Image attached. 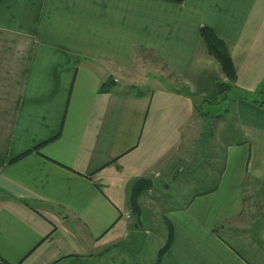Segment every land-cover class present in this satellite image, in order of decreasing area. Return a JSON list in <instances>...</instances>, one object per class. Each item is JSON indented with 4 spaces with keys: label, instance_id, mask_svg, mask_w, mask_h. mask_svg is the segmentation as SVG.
<instances>
[{
    "label": "crops",
    "instance_id": "obj_1",
    "mask_svg": "<svg viewBox=\"0 0 264 264\" xmlns=\"http://www.w3.org/2000/svg\"><path fill=\"white\" fill-rule=\"evenodd\" d=\"M201 26L228 44L235 84L257 95L264 82V0H2L3 261L51 264L82 255L88 264L97 258L114 264L117 243L135 229L128 202L133 181L174 180L178 164L200 151L208 117L185 91L215 108L203 111L221 114L215 82L225 75ZM141 52L164 67L157 85L132 76ZM109 79L115 86L98 92ZM133 84L142 92L129 91ZM234 105L223 115L231 122L225 136L237 132L242 142L226 140L217 187L191 198L192 190L186 205L161 199L160 216L174 236L159 264H264L258 221L237 225L248 182H260L264 194V109L241 98ZM150 190L138 197L144 213ZM143 224L142 248L154 229L146 217ZM158 231L164 233L162 219ZM117 264L128 262L119 257Z\"/></svg>",
    "mask_w": 264,
    "mask_h": 264
},
{
    "label": "rangeland",
    "instance_id": "obj_2",
    "mask_svg": "<svg viewBox=\"0 0 264 264\" xmlns=\"http://www.w3.org/2000/svg\"><path fill=\"white\" fill-rule=\"evenodd\" d=\"M139 55L140 56H137L136 71L132 74L133 78L149 77L151 81H154L152 84H150V86L157 85L160 80V72L162 69L164 70L162 63L157 58H155V55L149 52H141ZM132 79L128 80L131 81ZM131 86L141 89V85L139 86L133 84ZM255 98H258L259 101L263 100L264 102V93L263 97L256 96ZM232 99L233 96L229 94L227 100L221 103V107H217L219 110L218 112L222 113L224 108L227 107L226 104H228L231 108L230 112L235 111L236 105H234V103L231 105L233 102H231ZM208 107L212 111L215 110V108H211V105H208ZM262 108L264 109V103ZM213 118L215 119V117H211L210 120V124L213 129V136L207 140L206 144H201L202 142H200V151L197 156L192 158V162L191 160L190 162L185 160L184 163L182 162L178 164L177 171L175 172V174L177 173V179L174 177L175 179L171 180V177L168 175L167 178L160 181L155 180L152 189L145 194L146 196L142 200L143 208L146 212L145 217L147 222L154 228L147 239L145 246L138 253L131 252V250L129 251L126 247H115L117 252L120 254H115L116 256H114L113 259L114 264H117L119 257L120 259L123 257L124 261L128 262V264H151L155 257L156 250L164 242V233L158 231V223L161 219L159 216L162 212L161 203H172L175 206H177V204H183L188 199L189 192L192 190L194 191L196 188L199 189L201 185L208 186L212 182L211 179L205 181L204 179H207L206 177H213L217 175L223 160L222 158L225 142L226 140H229V137L225 136L227 133V135H229V130L225 133L227 122H225L223 117L216 118L215 120ZM203 132L205 133V128L203 129ZM187 163H190V165H187ZM186 166H189V169H185ZM189 174L190 176H188ZM167 183L169 184V187H167ZM260 185L261 184L258 181H251L245 186V203L243 204L244 214L241 217V220L238 221L237 225H240L241 223L246 224V222L250 224L256 220L260 224L259 234H263L264 194L261 192ZM162 192L165 194V196H161ZM161 199L164 201L161 202ZM102 261L103 258H97L93 264H102Z\"/></svg>",
    "mask_w": 264,
    "mask_h": 264
},
{
    "label": "trees",
    "instance_id": "obj_3",
    "mask_svg": "<svg viewBox=\"0 0 264 264\" xmlns=\"http://www.w3.org/2000/svg\"><path fill=\"white\" fill-rule=\"evenodd\" d=\"M172 1H182V0H172ZM2 2V0H0V3ZM199 33L201 38L203 39L207 50L209 52V54L211 56H213L220 64L221 69L225 75V80H217L215 82V89H216V93L218 95L219 98V103H223L225 100H227L229 94H231V96H233V99L231 100V105L234 103V101H236L237 99L241 98L243 100H247V101H251L252 103L257 104L258 106H261L263 104V100H258V98H255L257 95L262 94L263 97V86H264V82L260 85L259 89L257 90V95H254V93L248 92L240 87H238L235 83H236V70L231 58V53L229 50V46L226 42H224L210 27L208 26H201L199 29ZM113 86H115V82L112 79H109L107 81H104L98 88V92H107L109 91ZM128 90L135 93V94H139L142 92L141 89L135 87V86H129ZM186 90V89H185ZM185 93L187 95H189L192 98V102H193V108L202 116V117H208L209 122H207L206 124V128H205V133L203 132V134H201L200 136V142H202L201 144H206L207 140H209L212 136H213V129L211 127L210 124V120L211 117H215V118H222L224 115V112H229L231 111L230 107L228 104H226V108H224L223 112L221 114H214L212 115V113H210V111H203L205 105H210V101H208L207 99L204 98H196L194 96H192L188 90L185 91ZM252 97V98H251ZM230 124L231 122H227L226 123V131H228V128L230 129ZM228 127V128H227ZM237 132H234L232 135V139L231 137H229V140L232 142L236 141V143H241V139H237ZM227 135V134H226ZM40 145H37L34 147L35 150H37L39 148ZM202 146V145H201ZM32 150V149H31ZM31 150H27L24 153L18 155L17 157L10 159L8 161V163L15 161L16 159L28 154L29 152H31ZM224 158V155H223ZM0 164H2L0 162ZM223 170V164L220 166L219 171L217 173V175H215V180L213 181L212 184L205 186V185H201V187L199 189H195L191 195V198L194 197L195 195H201V194H205L208 192L213 191L218 184V174H220ZM177 174L174 175V177L176 178ZM190 176V174L188 175ZM174 178V179H175ZM162 195L165 196V194L162 192ZM171 203V202H170ZM185 204V203H184ZM183 204V205H184ZM187 204V203H186ZM185 204V205H186ZM170 205H173L172 203ZM141 207V206H140ZM176 207V206H174ZM142 210V223H143V219L145 218V213L141 207ZM131 216H133V214L131 213ZM134 217V216H133ZM162 219V225H163V231H164V242L163 244L158 247V249L156 250L155 253V257L153 259L152 264H159L160 263V259L163 255V253L171 246V243L173 241V236H174V232H173V226L171 224V222L164 216H160ZM222 227V226H221ZM219 226L216 227L214 229V232H218L219 230ZM143 229H148L147 227L144 226L143 224ZM132 252V251H131ZM89 257H85L82 255H69L67 257H63L58 259L57 261H54L51 264H88V259ZM0 261L2 264H7L5 261H3V259L0 258Z\"/></svg>",
    "mask_w": 264,
    "mask_h": 264
},
{
    "label": "water",
    "instance_id": "obj_4",
    "mask_svg": "<svg viewBox=\"0 0 264 264\" xmlns=\"http://www.w3.org/2000/svg\"><path fill=\"white\" fill-rule=\"evenodd\" d=\"M154 181L152 178L139 177L136 178L129 191V207L134 216V230L130 233L128 239L121 240L117 246L126 247L132 252L138 253L144 244L146 231L143 229L142 210L138 202V197L142 192L148 191L153 187Z\"/></svg>",
    "mask_w": 264,
    "mask_h": 264
}]
</instances>
